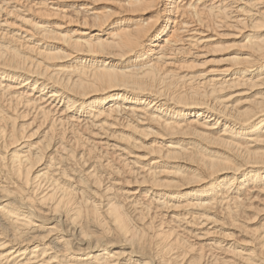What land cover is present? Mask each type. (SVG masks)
Listing matches in <instances>:
<instances>
[{"label": "bare ground", "instance_id": "6f19581e", "mask_svg": "<svg viewBox=\"0 0 264 264\" xmlns=\"http://www.w3.org/2000/svg\"><path fill=\"white\" fill-rule=\"evenodd\" d=\"M0 264H264V0H0Z\"/></svg>", "mask_w": 264, "mask_h": 264}, {"label": "rangeland", "instance_id": "374dc122", "mask_svg": "<svg viewBox=\"0 0 264 264\" xmlns=\"http://www.w3.org/2000/svg\"><path fill=\"white\" fill-rule=\"evenodd\" d=\"M220 55H210L208 58L210 57H214L215 59H217Z\"/></svg>", "mask_w": 264, "mask_h": 264}]
</instances>
